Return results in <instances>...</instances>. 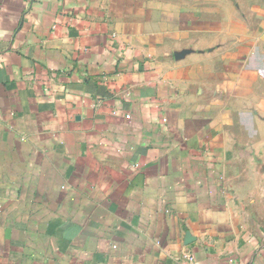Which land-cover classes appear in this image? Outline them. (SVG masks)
Instances as JSON below:
<instances>
[{
    "label": "crops",
    "instance_id": "crops-1",
    "mask_svg": "<svg viewBox=\"0 0 264 264\" xmlns=\"http://www.w3.org/2000/svg\"><path fill=\"white\" fill-rule=\"evenodd\" d=\"M0 264H264V0H0Z\"/></svg>",
    "mask_w": 264,
    "mask_h": 264
}]
</instances>
